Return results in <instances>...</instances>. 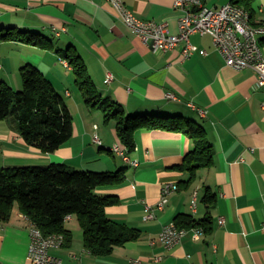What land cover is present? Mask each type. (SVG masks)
<instances>
[{"label":"crops","instance_id":"obj_1","mask_svg":"<svg viewBox=\"0 0 264 264\" xmlns=\"http://www.w3.org/2000/svg\"><path fill=\"white\" fill-rule=\"evenodd\" d=\"M123 1L139 18L165 21L170 32H177L175 0ZM229 1L203 3L220 7ZM253 8L254 25H262L264 0H255ZM9 27L37 32L51 48L0 40V80L20 91V67H37L65 96L73 128L66 142L44 153L21 139L15 118L0 121V168H125L122 184L101 187L99 192L118 198L105 208L108 218L141 231L137 240L96 256L84 246L82 229L72 215L65 221L71 243L52 249L53 255L63 264H128L135 258L146 264H264V86H257L255 70L227 66L208 34L190 35L193 51L188 57L182 53L184 42L165 53L154 52L129 30L108 0H0V34ZM258 37L264 39V34ZM68 47L77 51L102 96L120 104L125 114L183 115L200 124L212 145V164L199 169L191 183H181L187 174L176 166L193 141L159 129L136 132V147L128 156L137 166L111 151L119 142L114 123L102 126L98 112L88 110L80 92L70 88L75 82L72 69L57 52ZM107 73L113 75L110 83L104 81ZM165 184L178 188L162 210L155 209L154 217L144 220L145 207H155ZM177 215L197 222L208 218L211 231L199 239L190 232L178 246L165 248L157 237ZM30 226L17 206L7 222H0V264H32Z\"/></svg>","mask_w":264,"mask_h":264},{"label":"trees","instance_id":"obj_2","mask_svg":"<svg viewBox=\"0 0 264 264\" xmlns=\"http://www.w3.org/2000/svg\"><path fill=\"white\" fill-rule=\"evenodd\" d=\"M255 0H230L244 8L252 24ZM0 40H19L42 48H51L37 32L5 29ZM264 45V39L259 40ZM60 58L71 67L75 84L85 107L101 111L103 123H114L118 143L127 154L136 147L135 134L152 129L185 134L193 147L176 168L187 174L183 184L191 183L199 169L213 162V149L202 126L183 115H127L116 101L103 97L96 87L79 54L72 47L57 50ZM22 89L14 90L0 80V121L13 117L18 121L19 135L29 146L44 153L54 152L72 135V115L51 81L35 66L20 67ZM126 180V169L116 171L71 170L63 164L48 166H17L0 168V222H7L13 208L18 207L31 224L43 235L62 234L64 246H69L72 233L65 227L67 216H75L83 232L84 246L96 256H106L115 247L137 240L141 231L118 223L106 215L105 208L118 202L116 195L99 192L101 187L119 185ZM211 198L208 197L209 201ZM179 227H201L211 231V221L197 222L185 215H177Z\"/></svg>","mask_w":264,"mask_h":264},{"label":"built area","instance_id":"obj_3","mask_svg":"<svg viewBox=\"0 0 264 264\" xmlns=\"http://www.w3.org/2000/svg\"><path fill=\"white\" fill-rule=\"evenodd\" d=\"M116 10L122 22L136 34L141 41L152 51L165 53L172 50L178 43L184 42L183 56L188 57L193 51L190 35L199 33L208 34L216 50L224 58L225 64L237 71L252 68L257 73V86H264V53L260 46L259 34H264V23L254 25L250 22L248 12L230 2L220 7H210L203 0H175L174 6L179 10L177 32L172 33L167 22L144 20L136 16L123 0H108ZM113 75L107 73L105 83H110ZM168 97L174 98L168 94ZM97 128V125H94ZM97 143L100 139L93 135ZM111 151L120 155L126 162L137 166L136 160H131L126 148L115 143ZM178 188L176 184H165L161 189L158 203L153 208L145 207L144 220L154 217V210H162L167 202L168 195ZM195 198L192 207L195 208ZM70 216L66 217V220ZM222 221V220H221ZM192 232L195 239L201 238L205 233L201 227H179L175 222L166 224L159 233L157 240L165 248L178 246L183 238ZM28 258L32 264H63L61 259L51 253L52 249L62 247L64 236L62 234L43 235L34 224L29 229ZM128 264H146L141 258L131 259Z\"/></svg>","mask_w":264,"mask_h":264},{"label":"rangeland","instance_id":"obj_4","mask_svg":"<svg viewBox=\"0 0 264 264\" xmlns=\"http://www.w3.org/2000/svg\"><path fill=\"white\" fill-rule=\"evenodd\" d=\"M228 1H229V0H228ZM63 50H65V48H64ZM19 72H20V71H19ZM19 75H20V73H19ZM20 77H21V76H20ZM75 85H76V84H75V82L73 81V82L71 83L70 88L74 87L73 90H74L75 93H77V92H78V89H77V87H75ZM16 91H17V90H16ZM64 98H65V96L63 97V99H64ZM96 112H98L97 114H99V116L102 117V118H101L102 126H103V125H106V124L103 123V115H102L101 111H96ZM104 127L107 128L108 126H104Z\"/></svg>","mask_w":264,"mask_h":264}]
</instances>
